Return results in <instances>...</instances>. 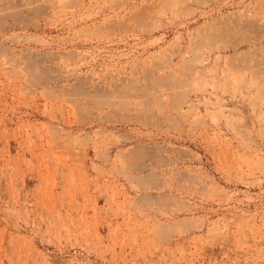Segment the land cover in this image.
Returning a JSON list of instances; mask_svg holds the SVG:
<instances>
[{
	"label": "rangeland",
	"instance_id": "1",
	"mask_svg": "<svg viewBox=\"0 0 264 264\" xmlns=\"http://www.w3.org/2000/svg\"><path fill=\"white\" fill-rule=\"evenodd\" d=\"M0 264H264V0H0Z\"/></svg>",
	"mask_w": 264,
	"mask_h": 264
}]
</instances>
